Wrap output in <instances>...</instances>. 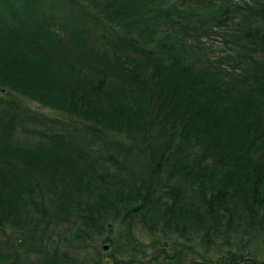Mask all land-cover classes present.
I'll use <instances>...</instances> for the list:
<instances>
[{"label":"trees","instance_id":"1","mask_svg":"<svg viewBox=\"0 0 264 264\" xmlns=\"http://www.w3.org/2000/svg\"><path fill=\"white\" fill-rule=\"evenodd\" d=\"M0 86V264H260L264 0H0Z\"/></svg>","mask_w":264,"mask_h":264},{"label":"rangeland","instance_id":"2","mask_svg":"<svg viewBox=\"0 0 264 264\" xmlns=\"http://www.w3.org/2000/svg\"><path fill=\"white\" fill-rule=\"evenodd\" d=\"M236 1H241V0H236ZM201 43H202L203 47H206L209 49L207 54L209 57H212V58L218 57L220 54H222V53L224 54L227 51L226 48H223V45L221 44L220 40L214 36L202 37ZM2 97L6 98V99H19L24 105L29 106L31 109L38 111V112H41V113H44L47 116L54 117L56 119L59 118L60 116H62L61 113H59L55 110L40 106L39 104L32 102V101L28 100L27 98L22 97L21 95L15 93L13 91H10L9 87L7 88V86H5V87L0 86V98H2ZM14 133H15V135L12 137L13 139H11V140L13 142H16V143H17V141L20 142L19 140H22V134L20 132H18V130L14 131ZM9 134H10L9 131L5 130V128H3V126L0 125V144H3L7 141V140L2 139V138H4V136L9 135ZM24 142H22V143H24ZM3 160L6 163H13L14 162L13 160L11 161L9 159L8 160L3 159ZM3 164L4 163H2V165ZM140 230L141 229L137 227L134 231H132V228H131L130 234L127 236L128 239L130 240V237L133 236V237H135V240H139V241H142V239L144 240L146 238V236H144ZM114 233H115V235H117V233H118V235L120 233L122 235L125 234V239H126L125 227H121L117 223H115V228L113 230V234ZM115 235L113 236V238L116 237ZM105 245L108 246L107 250H103L102 247L104 245H101V243H99V242L96 243V246L98 247L97 248L98 253L101 255V258H102V264H120L121 263L120 260L121 261L124 259L126 261L130 260L128 256L131 254V248L132 247L123 251V249H120V247L122 246V244H120L121 246L118 247L112 255L107 256V253L110 252L111 248L114 245H111L109 243H107ZM146 245H148V244L146 243ZM165 245H166L165 246V248H166L165 256L168 259H170L174 253L173 249H176L178 247L177 246L175 247V244L173 242H170L169 240L167 243L165 242ZM191 248L192 249H190V248H188L186 250L183 249V251L185 252V253H183V256H185V258H182L181 264H195L196 262L200 261V258L205 257L204 255H207L206 257H210V258L214 257L213 259H215V260H220L224 257L223 255L225 254V251H223L222 249L220 251V248L215 247V246L210 250H205L203 248H198L196 245L193 244ZM118 249H120V250H118ZM67 250L70 251L69 248H67ZM206 252H208V253H206ZM249 253L253 256V258H255V262H260V264L263 263V262H261L264 260V251L262 249H260V250L257 249L256 251H253V249H250ZM231 254L235 255V257L241 256L239 253H237L235 251H233ZM89 256H90L89 258H91V256H93L92 252L89 253ZM242 259L245 260V257L242 256ZM163 260H164L163 256L159 257L156 261V264H171V262H169V261L166 262ZM238 264H242V262L238 263Z\"/></svg>","mask_w":264,"mask_h":264},{"label":"water","instance_id":"3","mask_svg":"<svg viewBox=\"0 0 264 264\" xmlns=\"http://www.w3.org/2000/svg\"><path fill=\"white\" fill-rule=\"evenodd\" d=\"M121 245L119 244V245H114L112 248H111V250H110V252L109 253H107V256L109 255H112L113 253H114V251L118 248V247H120ZM103 250H107V248H108V246L107 245H104L103 247ZM233 264H236V262H234ZM242 264H247V262H245V263H242Z\"/></svg>","mask_w":264,"mask_h":264}]
</instances>
